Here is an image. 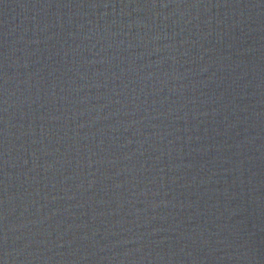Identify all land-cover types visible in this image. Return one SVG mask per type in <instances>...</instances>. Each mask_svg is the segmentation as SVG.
Returning a JSON list of instances; mask_svg holds the SVG:
<instances>
[{"label":"water","instance_id":"1","mask_svg":"<svg viewBox=\"0 0 264 264\" xmlns=\"http://www.w3.org/2000/svg\"><path fill=\"white\" fill-rule=\"evenodd\" d=\"M0 87L264 264V0H0Z\"/></svg>","mask_w":264,"mask_h":264}]
</instances>
